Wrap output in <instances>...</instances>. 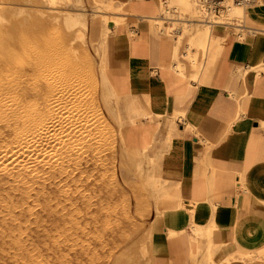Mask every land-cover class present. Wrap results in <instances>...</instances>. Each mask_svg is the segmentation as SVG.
Returning a JSON list of instances; mask_svg holds the SVG:
<instances>
[{"label":"crops","instance_id":"1","mask_svg":"<svg viewBox=\"0 0 264 264\" xmlns=\"http://www.w3.org/2000/svg\"><path fill=\"white\" fill-rule=\"evenodd\" d=\"M162 1L118 0L136 21L112 39L130 90L160 121V212L144 264H244L240 255L264 248V34L238 41L222 27L210 39L200 30L193 42L209 41L208 51L192 50L194 65L189 37L179 43L182 32L159 34L144 20ZM250 15L264 26V0Z\"/></svg>","mask_w":264,"mask_h":264},{"label":"rangeland","instance_id":"2","mask_svg":"<svg viewBox=\"0 0 264 264\" xmlns=\"http://www.w3.org/2000/svg\"><path fill=\"white\" fill-rule=\"evenodd\" d=\"M167 2L178 11L177 20L201 19L193 0ZM127 8L118 0H0V24L26 18L29 26L52 29L47 36L51 34L52 45L59 50L54 68L65 65L67 58H73L82 69L88 63L92 66V84H88L92 98L86 103H93L90 117H95L100 127L98 133L94 129L81 134L79 151L74 150L69 156L63 151L59 155L52 154L50 149L44 151L51 156L49 159L63 164L66 173L62 176L67 174L70 180L67 185L63 184L62 192L51 198L42 197L40 206L30 204L38 215L30 220L31 229L23 242L31 244V255L37 264H144L150 261L149 228L153 211L160 212L158 189L162 186L160 153L155 148L160 121L149 112L145 101L132 93L126 70L112 53L115 33L136 21L128 17L131 11ZM251 8H236L228 15L243 17L247 27L264 30V26L251 23ZM162 9L163 4L153 17ZM148 23L159 34L182 32L179 43L189 37L187 58L194 65L198 56L191 57L192 50L205 55L209 43L193 42L196 33L203 30L209 33L210 39L217 30L178 21L168 27L163 22ZM178 58L176 53L173 62L178 64L176 71L183 78L185 68ZM131 108H135V114ZM62 113L69 116L70 105L62 108ZM132 117H137L135 124ZM100 136L105 138L100 149L95 142L87 141L98 140ZM88 142L92 143L91 147ZM17 194L5 197L4 201L23 203L24 199ZM4 201H0V206ZM9 221L0 216V264L14 262V231ZM239 258L244 264H264V248Z\"/></svg>","mask_w":264,"mask_h":264},{"label":"bare ground","instance_id":"3","mask_svg":"<svg viewBox=\"0 0 264 264\" xmlns=\"http://www.w3.org/2000/svg\"><path fill=\"white\" fill-rule=\"evenodd\" d=\"M233 8V13L240 9ZM28 23L19 18L0 24V201L17 193L24 199L19 205L4 201L0 206V216L10 220L14 231L13 264H37L31 244L23 242L30 220L38 215L30 204L40 206L42 197L62 192L70 180L69 175L62 176L63 164L44 151L69 156L79 151L81 134L94 129L98 133L100 127L90 117L93 103H86L92 98L91 64L82 69L67 58L65 65L54 68L59 50L52 45L51 34L47 36L52 29ZM66 105L71 107L67 117L62 113ZM87 141L100 149L105 138Z\"/></svg>","mask_w":264,"mask_h":264},{"label":"built area","instance_id":"4","mask_svg":"<svg viewBox=\"0 0 264 264\" xmlns=\"http://www.w3.org/2000/svg\"><path fill=\"white\" fill-rule=\"evenodd\" d=\"M196 9L201 15L199 21H180L177 20L178 11L170 7L167 0H163L164 9L159 12L157 17H144L145 21L163 22L165 27L173 22L194 23L200 26H208L210 28L222 27L227 30L238 41H244L250 35L264 34V30H256L245 25L243 17L230 18L228 12L232 6L243 9L255 5L256 0H193Z\"/></svg>","mask_w":264,"mask_h":264}]
</instances>
